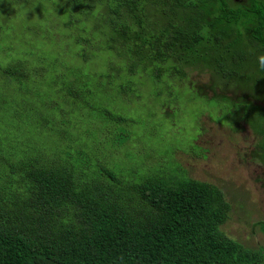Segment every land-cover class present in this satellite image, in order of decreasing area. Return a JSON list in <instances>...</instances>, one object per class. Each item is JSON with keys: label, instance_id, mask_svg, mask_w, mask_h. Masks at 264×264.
<instances>
[{"label": "rangeland", "instance_id": "rangeland-1", "mask_svg": "<svg viewBox=\"0 0 264 264\" xmlns=\"http://www.w3.org/2000/svg\"><path fill=\"white\" fill-rule=\"evenodd\" d=\"M87 1L0 0V150L62 163L72 152L93 170L106 159L127 181L182 170L222 190L229 238L264 250V136L249 123L250 106L264 107V78L245 69L222 80L221 59L214 71L185 66L184 79L129 75V61L106 50L105 10L90 13Z\"/></svg>", "mask_w": 264, "mask_h": 264}, {"label": "trees", "instance_id": "trees-1", "mask_svg": "<svg viewBox=\"0 0 264 264\" xmlns=\"http://www.w3.org/2000/svg\"><path fill=\"white\" fill-rule=\"evenodd\" d=\"M222 2L85 3L90 13L96 5L105 10L106 50L129 61V75L152 69L159 81L169 71L184 79L185 66L213 70L221 59L222 80L246 70L264 78L257 64L264 54V0L246 6ZM249 116L264 136V107L252 104ZM116 144L125 148L126 141ZM260 146L264 154V142ZM88 152L79 150V158ZM44 155L25 158L0 150V264H264V250L249 249L222 231L230 204L214 184L182 170L127 181L106 159L93 170L91 163L79 168L72 152L65 163Z\"/></svg>", "mask_w": 264, "mask_h": 264}, {"label": "flooded vegetation", "instance_id": "flooded-vegetation-1", "mask_svg": "<svg viewBox=\"0 0 264 264\" xmlns=\"http://www.w3.org/2000/svg\"><path fill=\"white\" fill-rule=\"evenodd\" d=\"M222 1H226L228 4L230 3L231 5L235 6H246L247 3H249V0H219L220 3H223Z\"/></svg>", "mask_w": 264, "mask_h": 264}, {"label": "clouds", "instance_id": "clouds-1", "mask_svg": "<svg viewBox=\"0 0 264 264\" xmlns=\"http://www.w3.org/2000/svg\"><path fill=\"white\" fill-rule=\"evenodd\" d=\"M258 68L261 71H264V54L257 56Z\"/></svg>", "mask_w": 264, "mask_h": 264}]
</instances>
